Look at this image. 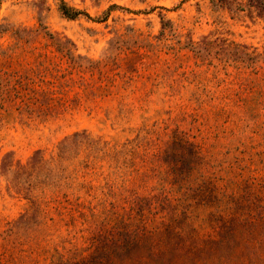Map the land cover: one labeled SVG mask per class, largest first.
<instances>
[{"label": "rangeland", "instance_id": "rangeland-1", "mask_svg": "<svg viewBox=\"0 0 264 264\" xmlns=\"http://www.w3.org/2000/svg\"><path fill=\"white\" fill-rule=\"evenodd\" d=\"M64 1L80 15L66 17L62 0H0V252L10 262L86 248L92 214L122 213L137 197L264 193V16L213 0ZM174 133L203 161L172 186L160 150ZM54 200L83 215H57Z\"/></svg>", "mask_w": 264, "mask_h": 264}, {"label": "trees", "instance_id": "trees-1", "mask_svg": "<svg viewBox=\"0 0 264 264\" xmlns=\"http://www.w3.org/2000/svg\"><path fill=\"white\" fill-rule=\"evenodd\" d=\"M213 4L264 16V0H213ZM61 10L71 19L80 15L64 0ZM160 153L168 158L163 164L172 186L190 181L203 161L198 145L178 133ZM39 154L40 166L49 162L43 152ZM258 185V192H264V184ZM212 192L196 203L188 200L187 193L182 198L137 197L122 213L105 210L104 219L92 214L90 226L95 230L86 240L88 246L68 254L57 251L49 264H264V193ZM54 201L59 216L83 215L70 201L61 209L64 203ZM7 256V250L0 252V264H17Z\"/></svg>", "mask_w": 264, "mask_h": 264}]
</instances>
